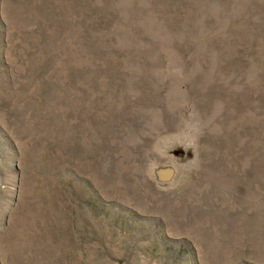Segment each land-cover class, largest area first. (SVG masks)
<instances>
[{
	"label": "rangeland",
	"instance_id": "obj_1",
	"mask_svg": "<svg viewBox=\"0 0 264 264\" xmlns=\"http://www.w3.org/2000/svg\"><path fill=\"white\" fill-rule=\"evenodd\" d=\"M0 264H264V0H0Z\"/></svg>",
	"mask_w": 264,
	"mask_h": 264
}]
</instances>
